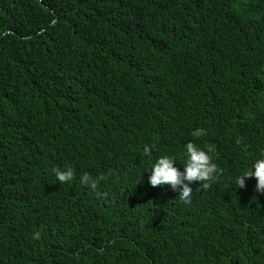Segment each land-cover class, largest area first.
<instances>
[{"label": "trees", "instance_id": "obj_1", "mask_svg": "<svg viewBox=\"0 0 264 264\" xmlns=\"http://www.w3.org/2000/svg\"><path fill=\"white\" fill-rule=\"evenodd\" d=\"M188 142L219 173L160 223ZM262 152L264 0H0V264H264V193L229 191Z\"/></svg>", "mask_w": 264, "mask_h": 264}, {"label": "clouds", "instance_id": "obj_2", "mask_svg": "<svg viewBox=\"0 0 264 264\" xmlns=\"http://www.w3.org/2000/svg\"><path fill=\"white\" fill-rule=\"evenodd\" d=\"M193 135L201 136L203 135V131L196 130L193 132ZM149 151L148 147L144 148L145 155H148ZM213 151L214 146L212 145H205L204 148H201L192 142H188L184 145V162L163 155L158 157L151 165L150 171H146L150 173L148 176L149 186L146 190V209L155 218H161L160 223L169 221L162 214L170 209L163 200L154 195V191L172 193L177 200L185 204L192 201L195 205V208L191 211L192 213L196 210L197 206L196 196H199L201 193L197 192L194 195V191L207 187V183L204 186L196 185L190 187V185L194 181L207 182L214 180L219 173L217 165L212 161V156L210 155ZM53 171L55 172L56 179L61 183L69 181L73 177L71 169L64 171L54 169ZM88 181L89 177L87 175L81 177V183ZM234 186L245 190L251 187L256 193V195L251 196H240L235 191L229 190L231 195L237 198V207L240 211L245 209L242 197L255 199L259 203L261 197H263L259 193H264V152L252 162L251 166L243 174L234 178ZM32 238L38 240L40 233L38 231L34 232Z\"/></svg>", "mask_w": 264, "mask_h": 264}]
</instances>
